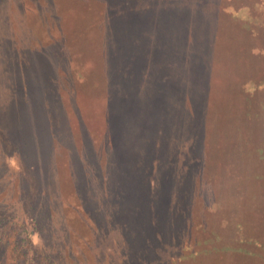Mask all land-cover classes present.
<instances>
[{"label": "rangeland", "instance_id": "374dc122", "mask_svg": "<svg viewBox=\"0 0 264 264\" xmlns=\"http://www.w3.org/2000/svg\"><path fill=\"white\" fill-rule=\"evenodd\" d=\"M0 264H264V0H0Z\"/></svg>", "mask_w": 264, "mask_h": 264}, {"label": "trees", "instance_id": "16d2710c", "mask_svg": "<svg viewBox=\"0 0 264 264\" xmlns=\"http://www.w3.org/2000/svg\"><path fill=\"white\" fill-rule=\"evenodd\" d=\"M122 3L124 4V6L125 7H128V6H130L131 5V0H122ZM130 10V9H129ZM37 140V139H36ZM159 143L158 142H156L155 144H154V146H155V148L154 149H157L159 146ZM126 182H128V180L126 181ZM130 186L131 185H133V183H131V184H129ZM132 189H133V187H131L130 189H128V191H129V195H131L132 194ZM142 190H143V188H142ZM141 190H140V187L138 188L137 187V189H135V191L133 192L134 194L132 195V197H135L136 195H139V193H141L140 192ZM146 194H147V198H148V190L146 191ZM130 201V200H129ZM113 207V206H112ZM111 207V208H112ZM111 208H109V210H111ZM135 208L136 207H130V215H131V217H133V223L136 225V226H134V228H135V235H137L138 237H141V241H143V239L144 238H146L147 236L149 237L150 235H152L153 234V229L154 228H156V226H153V227H150V225H144V227L143 226H141L142 224H146V221L144 220V217H143V222H138V221H136L135 220ZM250 221H251V219H250ZM253 221H255L254 219H253ZM125 228V225H121V228H120V230H119V232H120V234L123 236V234H122V231H123V229ZM146 229H148V230H146ZM131 230V229H130ZM150 238V237H149ZM152 243H153V241H152ZM217 247H218V249H219V246L217 245V244H213V248L216 250L217 249ZM164 248H166V247H164ZM168 248V250H167V252L168 253H172L173 251H170V248L169 247H167ZM172 250H174V249H172ZM163 251V250H162ZM221 255H223L222 253H221ZM224 255H226L227 256V254H224ZM225 256V257H226ZM129 259L131 260V261H135V260H137V258L135 259V256L133 255V256H129Z\"/></svg>", "mask_w": 264, "mask_h": 264}]
</instances>
